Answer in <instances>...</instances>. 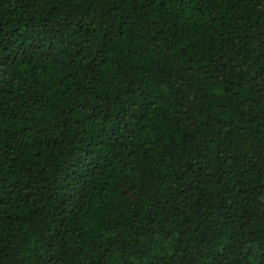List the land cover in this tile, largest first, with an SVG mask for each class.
Returning a JSON list of instances; mask_svg holds the SVG:
<instances>
[{
	"label": "trees",
	"instance_id": "16d2710c",
	"mask_svg": "<svg viewBox=\"0 0 264 264\" xmlns=\"http://www.w3.org/2000/svg\"><path fill=\"white\" fill-rule=\"evenodd\" d=\"M0 264H264V0H0Z\"/></svg>",
	"mask_w": 264,
	"mask_h": 264
}]
</instances>
